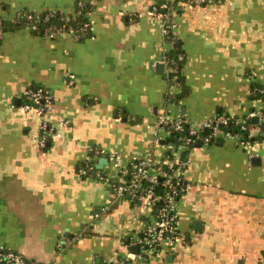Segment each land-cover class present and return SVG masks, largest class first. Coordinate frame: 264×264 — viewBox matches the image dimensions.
<instances>
[{
  "label": "crops",
  "instance_id": "0c3cea01",
  "mask_svg": "<svg viewBox=\"0 0 264 264\" xmlns=\"http://www.w3.org/2000/svg\"><path fill=\"white\" fill-rule=\"evenodd\" d=\"M158 1L0 0V21L8 22L93 5L85 35L0 32V248L45 264H120L136 249L128 238L155 210L149 200L116 195L126 179L112 155L130 168L151 154L186 164L177 220L183 241L129 264H264V135L187 149L166 134L156 142L162 109L195 122L264 110V0L179 2L172 21L185 62L176 88L157 68L173 45L152 15ZM32 86L53 97L44 115L22 108ZM43 124L61 135L46 148ZM85 163L101 177L81 176Z\"/></svg>",
  "mask_w": 264,
  "mask_h": 264
},
{
  "label": "built area",
  "instance_id": "2783aa9c",
  "mask_svg": "<svg viewBox=\"0 0 264 264\" xmlns=\"http://www.w3.org/2000/svg\"><path fill=\"white\" fill-rule=\"evenodd\" d=\"M153 7L152 15L162 18L163 20V36L165 44H173L176 41V24L172 21L177 15L178 7L176 5L159 0ZM182 1V0H181ZM193 5L202 6L213 0H183ZM79 6L83 9L84 3ZM161 11H165L162 13ZM56 12H50L45 21H51ZM60 13V19L65 22L62 26L51 24L46 27L45 38L53 39L66 34L85 35L89 31V25L81 29H75L71 25L68 26L69 19ZM168 50L164 49L162 59L159 64L165 66V76L171 87H179L177 81L180 79L181 72L176 61H170ZM184 59V55L180 54L178 60ZM53 104V97L45 89H27L23 98V110L26 112L35 111L40 115H44ZM231 118L225 114H217L214 118L203 120L200 122L190 121L187 118L171 119L167 109H162L158 115L156 125L158 143L160 136L166 134H185L180 137L182 147L187 149L196 144L211 145L221 142L225 139H235L241 143H245L243 133H260L264 129V110L248 114L245 118L236 120V126L239 132H230L224 128L229 126ZM257 119V123H253V119ZM235 123V122H234ZM241 132V134H240ZM56 134L46 124L41 127L40 144L46 148L49 138ZM248 141V140H247ZM98 154L100 152L98 151ZM113 165L119 169L121 176L126 179L123 184L115 186L116 195L125 197L130 194L135 201L149 200L155 214L151 223L140 233L131 235L127 240V245L137 248V254H130L122 259L120 264H129L134 259H142L158 254L165 247H172L183 238L177 229V220L179 212V202L184 192L185 182L183 180V170L186 164L182 161H161L156 162L151 154L135 160L131 167L126 168L118 154L112 155ZM79 174L81 176L101 177L92 165L87 163L80 166ZM150 183V185H148ZM162 187L164 193H156V188ZM183 241V240H182ZM264 262V260H263ZM0 264H45L27 259L21 253L8 248H0Z\"/></svg>",
  "mask_w": 264,
  "mask_h": 264
},
{
  "label": "trees",
  "instance_id": "16d2710c",
  "mask_svg": "<svg viewBox=\"0 0 264 264\" xmlns=\"http://www.w3.org/2000/svg\"><path fill=\"white\" fill-rule=\"evenodd\" d=\"M183 1V0H182ZM181 0H166L163 2H167L168 4L176 5L178 8H181L179 5V2H182ZM214 1V0H213ZM160 2V1H158ZM82 2H78L76 5V8L74 10V13L71 15H65L64 17L69 19L68 26L71 25L75 29H81L85 27V25H89V20L87 19V13L93 8V5L90 2H84V8L82 9L79 4ZM208 4V3H207ZM206 5V4H205ZM203 5V6H205ZM51 11H45L41 14H35V13H27L24 12L20 14V16L15 19L13 22H8V21H0V32H4L6 30H17L18 28H23V27H30L32 29H35V32L38 35H43L45 37V34L43 33L46 29V27L50 26L51 24H56L58 26H62L65 24V20L62 21L60 19V13L61 12H56L55 16L51 19V21L46 22L45 17L50 13ZM164 13L165 11H161ZM180 54H183L181 51L179 45H177L176 42L173 43L172 48L170 51H168V57L170 61H176L179 67V71L182 72L185 58L181 61L178 60V57ZM181 74H180V79L177 81L179 85H182L181 81ZM29 89L37 90V89H44L40 88L37 86H32ZM254 89V87H253ZM255 91V90H254ZM258 93L255 92L253 98L258 97ZM261 98L264 99V93L261 95ZM219 114H225L223 111H220ZM229 116V115H227ZM230 117V116H229ZM238 118H231V123L229 126L225 127V130H229L230 132H239L236 124V120ZM235 122V123H234ZM241 134V132H240ZM261 136L264 135V129L260 131ZM182 136H185V134H172L169 137H167L168 142L173 143L177 145L176 141ZM244 141L249 140L248 139V134L243 133V138ZM167 156L170 158L171 156H175V154L172 152V150L168 151ZM156 193L161 194L164 193V189L162 187H157L156 188ZM135 201V200H134Z\"/></svg>",
  "mask_w": 264,
  "mask_h": 264
},
{
  "label": "water",
  "instance_id": "95a60500",
  "mask_svg": "<svg viewBox=\"0 0 264 264\" xmlns=\"http://www.w3.org/2000/svg\"><path fill=\"white\" fill-rule=\"evenodd\" d=\"M157 68H158V70H159L160 72L164 73L165 66H164L163 64H159ZM253 122H254V123H257V119H256V118L253 119ZM181 158H185V155H184V154L181 155ZM106 164H108V160H107V158H105V159H103V160H101V161L99 162L98 169H102V168H103V165H106ZM148 185H150V183H148ZM129 195H130V194H128V196H129ZM132 252H133V254H137V253H138V249H137V248H136V249H133Z\"/></svg>",
  "mask_w": 264,
  "mask_h": 264
}]
</instances>
